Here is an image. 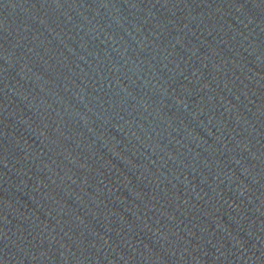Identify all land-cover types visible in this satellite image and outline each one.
Here are the masks:
<instances>
[{
  "label": "water",
  "instance_id": "water-1",
  "mask_svg": "<svg viewBox=\"0 0 264 264\" xmlns=\"http://www.w3.org/2000/svg\"><path fill=\"white\" fill-rule=\"evenodd\" d=\"M0 264H264V0H0Z\"/></svg>",
  "mask_w": 264,
  "mask_h": 264
}]
</instances>
